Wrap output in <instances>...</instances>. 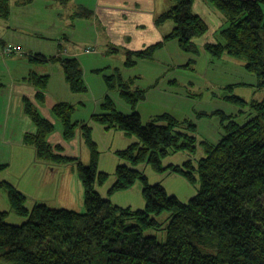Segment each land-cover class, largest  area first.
<instances>
[{
    "label": "trees",
    "instance_id": "16d2710c",
    "mask_svg": "<svg viewBox=\"0 0 264 264\" xmlns=\"http://www.w3.org/2000/svg\"><path fill=\"white\" fill-rule=\"evenodd\" d=\"M56 1L63 5L72 0ZM205 1L226 19L220 31L224 43L208 42L205 52L215 58L226 54L243 60L245 71L257 77V89L264 92V0ZM192 3L193 0H177L159 18L176 23L163 42L176 40L186 54H197L195 40L208 32L204 20L191 12ZM10 11V1L0 0V18L7 19ZM76 13L82 18L91 16L87 9ZM161 47L162 44H155L137 56L127 57L123 66L132 68L138 59H152ZM7 48L13 47L1 45L0 41V50ZM50 60L60 62L72 93H87L78 61L56 57ZM103 80L107 91H116L132 113L119 112L110 96L103 98L99 112L85 124L73 119L75 105L70 102H58L51 110L61 126L64 142L73 139L77 130L82 131L90 154L86 166L79 158L65 155L60 145L49 143L48 135L55 126L25 100V113L35 130L24 137V146L33 147L36 160L48 165L76 167L84 191L83 212L49 208L43 203L27 207V197L11 183L1 181L8 211L23 220L11 224L6 221L9 212L0 209V264H264V98L246 103L232 95L233 85L226 87L230 91L226 101L238 110L234 115L219 110L195 114L196 121L216 117L220 125L217 142H199L197 123L191 118L175 120L169 114H160L142 122L135 108L145 101L149 89H140L137 78L125 80L115 72L103 74ZM47 81V77L35 73L31 76V82L41 88H46ZM36 99L41 103L43 95L37 94ZM240 117H245L242 123L236 121ZM90 122L137 139L125 150L115 152L124 164L117 166L115 182L107 192L111 197L139 183L145 201L142 210L116 207L108 200L110 197L103 199L96 190V186L108 181V174L98 171L100 157ZM198 147L203 154L195 163L188 160L181 166L161 164L170 154L194 155ZM141 164L151 166L157 174L178 173L189 183L195 181L197 174L198 191L194 198L181 203L161 185L149 184L138 167ZM7 168L8 164H0V173ZM163 212L170 215L166 239L161 244L155 236H145L144 231L159 227L152 216Z\"/></svg>",
    "mask_w": 264,
    "mask_h": 264
},
{
    "label": "crops",
    "instance_id": "0c3cea01",
    "mask_svg": "<svg viewBox=\"0 0 264 264\" xmlns=\"http://www.w3.org/2000/svg\"><path fill=\"white\" fill-rule=\"evenodd\" d=\"M9 1L11 11L8 18H0V41L1 45L13 47L14 51L17 49L19 53L0 57V164H8V168L0 173V178L6 175L5 180L1 178L2 181L11 183L22 194L25 192L27 207V203L31 205L43 203L49 208L79 210L74 202L75 197L72 200L70 198L73 191L75 196L79 197L83 196L84 192L81 180L77 178L79 174L76 173V167L68 164L48 165L36 160V151L33 147L24 146V137L35 130L33 122L25 113V100L28 99L35 105L39 115L45 120H50L55 126L54 131L48 135L49 143L53 146L60 145L65 149L64 154L69 157L79 158L81 161L83 158L88 160L90 154L82 131L77 130L73 139L64 142L61 126L52 115V107L58 102L74 104L73 119L85 124L90 121L92 115L99 112L103 98L110 96L119 112L132 113L130 107L119 99L116 91H107L103 80V74L111 75L118 72L125 80L137 78L136 85L140 89H149L145 101L135 108L142 122L146 123L151 117L167 112L168 96L174 100L175 112L182 114V117L187 116V109H184L185 104L182 102L188 101L187 98L174 91L177 87H184L188 82L179 79L176 74L182 71L180 68L189 69L188 64L198 66L202 60H208L210 54L204 50L206 43H224L220 41L219 34L221 27L225 26L226 19L207 1L195 0L190 10L204 20L208 32L195 40L198 53L186 54L180 50L176 40L163 42L164 37L170 34L176 23L170 19L159 21L169 8L177 4V0H72L63 5L56 0ZM81 8L91 12V16L82 18L75 15ZM100 11L108 15L103 22L108 35L111 36L102 46L103 50H99L101 40L97 35V25L94 24L93 27L91 21H81L95 16L97 22ZM219 20H222V24H219ZM85 33H88L87 37H84ZM214 37H218L220 42H215ZM155 44H162V47L155 50L152 59H138L132 68L123 66L127 57L137 56L136 54ZM113 45L117 49H113ZM88 49H92V52L85 53ZM181 52L184 56L180 54ZM32 54L37 55L36 58L32 59L30 57ZM55 57L72 58L79 62L87 86L86 94L78 95L70 91L64 80L60 62L50 60ZM215 59L216 61L209 59L206 65L218 64V73L221 76L235 77L230 79V84L221 86L215 84L217 80L210 79L209 89L204 79L199 78V82L193 83L194 85L199 83L200 87L204 86L196 95L200 97L199 99H202L206 92L208 101L226 100L230 91L221 88L224 86L233 85L232 95L235 96L238 92L250 93L254 89L258 90L257 77L245 71L243 60L226 54ZM203 69L200 75L206 78L209 75L207 72L204 73L206 71L204 67ZM34 73L48 78L46 88L38 87L31 82ZM157 80L159 81L155 84ZM172 82L174 84H170ZM153 85L155 86L150 88ZM218 91H221V95ZM258 91H261L259 94L264 93L262 90ZM37 94L43 95L41 103L37 102ZM89 125L92 130L91 136L98 146L99 168H103L101 161L104 160H109V164L115 166L119 162L115 152L137 142V139L131 141L133 136H128L117 129L109 131L93 122ZM218 126L220 127L217 124ZM104 152L108 153L109 159L103 160ZM112 182L113 180L111 184ZM110 185L105 188L108 189ZM21 186H24V192L21 191ZM104 189L102 192L106 193L107 190ZM62 199L67 204L61 203Z\"/></svg>",
    "mask_w": 264,
    "mask_h": 264
},
{
    "label": "rangeland",
    "instance_id": "374dc122",
    "mask_svg": "<svg viewBox=\"0 0 264 264\" xmlns=\"http://www.w3.org/2000/svg\"><path fill=\"white\" fill-rule=\"evenodd\" d=\"M195 0H193L194 2ZM81 2V1H79ZM93 13V12H92ZM100 17L97 20V22H95V16H93V18H88V19H81L82 22H90L91 21V25L93 26L94 24L97 25V35L100 37L101 40V46L99 50H103V45L109 41L110 37L108 35V32L105 28L104 22L103 20H106L108 18V15L103 13L102 11L99 12ZM94 19V22H93ZM222 20H219V24L221 23ZM94 27V26H93ZM208 30V29H207ZM96 35V32L94 33ZM88 33L84 34V37H87ZM220 36V34H219ZM51 39V38H50ZM214 41L219 43L221 40L220 37V41L218 39V37H214ZM52 42V41H51ZM113 49H117L114 45L112 46ZM182 54V52L180 53ZM182 56H184L182 54ZM228 56V55H227ZM230 57V56H229ZM232 57V56H231ZM234 58V57H233ZM209 59H214L216 61L215 58H212L211 55H209L208 60ZM237 59V58H235ZM208 60H202L200 63H198V66H193L192 64H189V69H183L180 68L179 71L180 73L176 74V77H179V79L185 80L186 82H188L186 85H184V87H177V90L174 91L177 94H182L184 95L185 98H187L188 101H182L184 105V109H187V116H181L182 114H178L175 112V110L173 109V105H174V100L171 99L170 96H168V108L167 112L165 113H161V114H165V115H170L172 116L175 120L176 119H180L181 118H188V119H194L195 114L201 113V111L207 112V113H211V111L214 110H219V111H225L227 113H236L238 110V107L235 105H231L229 102H227L226 100H210L208 101V95L205 94L206 92H204V94L202 95V99H199L200 97H197L196 95L200 93V89L204 88L199 86V83L194 85L193 83H197L199 82L198 79L199 78H203L204 79V83L206 84V86L208 87V89L210 88L209 86V80H217L215 82L216 85H225V84H230L231 82V78L235 77L234 75L229 76V75H225V76H221L218 71H219V66L218 64H212L209 63V66L206 65V62ZM206 65V66H205ZM203 67L205 68V72H207V75H209L208 77L204 78V76L200 75V73L202 72ZM135 72H140V70H135ZM217 73L219 75H217ZM250 74V73H248ZM144 77L146 76V73L143 74ZM251 76L255 77V75L250 74ZM241 76V75H239ZM242 78V77H240ZM146 80V79H145ZM221 88H226V86L221 87ZM222 91V90H221ZM221 91H218V94L221 95ZM115 92V91H114ZM261 91H258L256 89H254L253 92H238L236 93L237 96H239V98H241L243 101H245L246 103L248 102H252V101H261L264 98V93L259 94ZM227 93V91H226ZM235 93V92H234ZM239 94V95H238ZM228 95V93H227ZM114 99H116V97H114ZM247 112H249L247 109L245 110ZM251 112V111H250ZM245 117H240L239 119H237L236 121L239 123H242L244 121ZM197 123V133H196V139L199 142L202 141H206L208 143H213V142H217L219 137H220V128L219 126L217 127V124L219 122V119L216 117H212V118H202L199 121H196ZM136 141V138L133 137V139L131 140ZM130 145V144H129ZM128 145V146H129ZM127 148V146L125 147ZM121 149V150H117V151H122L125 150ZM196 154H188V153H178V154H170L169 156L163 158V160H161V164L163 166H169L174 165V166H181L183 164V162L185 161H193L194 163L197 161V159H199V157H201L203 154L202 150L200 147L197 148L196 150ZM100 156V155H99ZM103 160L104 159H109L110 157L108 156L107 152L103 153ZM100 159V158H99ZM119 162L113 166L111 164H109V160H104L101 161V164L103 166V168H99V161L97 164V168L99 172L102 173H107L108 174V181L103 185V186H96V190L99 191V193L101 194V196L103 197V199H107L110 197V195H108V190L107 188H105V186L107 187L108 185L111 184V181L113 180L112 184L115 182L114 175H115V170L117 168V166L122 165V163L124 164V162L120 159H118ZM81 161V160H80ZM90 162V159L85 160L84 158L82 159L81 163L83 165H88ZM18 166V165H17ZM139 169L143 172L144 176L147 177L148 179V183L151 185L154 184H159L162 187H164V189L166 190V193L170 196H175L179 199V201L181 203H186L188 200H190L191 198H194V195L197 193L198 188H199V183H198V175H195V181H193V183H189L185 177L183 175H180L178 173L172 172V171H165L164 173H160L157 174L156 172H154V170L152 169L151 166H147L146 164H141L138 166ZM141 167V168H140ZM183 167V166H182ZM16 168V167H15ZM76 173H78V171L76 170ZM13 174V172H12ZM6 175L2 176L1 178L5 180ZM0 178V181H2V179ZM77 178L79 180V177L77 175ZM111 184V185H112ZM110 185V186H111ZM109 186V187H110ZM108 187V188H109ZM105 188V189H104ZM107 190L106 193L102 192L103 190ZM21 191L24 192V186H21ZM142 188L140 186L139 183H136L134 186H132L131 188L127 189V191H123V192H117L112 194V196L108 199L109 201H111V203L114 206H119L120 208L124 209V208H130L133 211H139V209H143L144 205H145V201L142 197ZM25 194V192H24ZM30 196V195H29ZM83 196H84V192H83ZM81 196L79 197L78 195L75 196V191H73L72 195H71V200L73 199V197H75V204L77 205L79 210H74L77 213H81L83 212V199L84 197ZM61 203H66L64 201V199L61 200ZM67 204V203H66ZM28 207L31 206V204L27 203ZM0 209L4 210L6 212H9V205H8V201L5 195V192L3 190H0ZM67 210V209H66ZM70 211V210H69ZM72 211V212H74ZM170 215L169 212H163L161 215H157V216H152L155 220H157V222L160 224L159 227H157L156 229H151L148 231H144V235L145 236H155L158 240V242H160L161 244H163V242L166 239V231H165V227H166V223H167V218ZM22 218L19 216L14 215L12 212H9V216L6 219L7 222L11 223V224H19L22 222Z\"/></svg>",
    "mask_w": 264,
    "mask_h": 264
},
{
    "label": "built area",
    "instance_id": "2783aa9c",
    "mask_svg": "<svg viewBox=\"0 0 264 264\" xmlns=\"http://www.w3.org/2000/svg\"><path fill=\"white\" fill-rule=\"evenodd\" d=\"M15 52L19 53V51L17 49H16V51H14L13 48H7V49H4V50H0V57L11 56V54H13ZM88 52H92V49H88V50L85 51V53H88Z\"/></svg>",
    "mask_w": 264,
    "mask_h": 264
}]
</instances>
